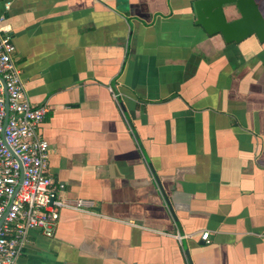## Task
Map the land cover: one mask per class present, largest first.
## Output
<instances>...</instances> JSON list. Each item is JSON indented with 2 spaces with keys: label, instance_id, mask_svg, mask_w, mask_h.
<instances>
[{
  "label": "crops",
  "instance_id": "0c3cea01",
  "mask_svg": "<svg viewBox=\"0 0 264 264\" xmlns=\"http://www.w3.org/2000/svg\"><path fill=\"white\" fill-rule=\"evenodd\" d=\"M195 1L0 0L53 185L93 203L18 264H264V43Z\"/></svg>",
  "mask_w": 264,
  "mask_h": 264
},
{
  "label": "built area",
  "instance_id": "2783aa9c",
  "mask_svg": "<svg viewBox=\"0 0 264 264\" xmlns=\"http://www.w3.org/2000/svg\"><path fill=\"white\" fill-rule=\"evenodd\" d=\"M6 21L0 14V264H18L32 230L52 236L63 209L89 211L93 203L68 201L53 185L48 173L50 144L39 134L48 109L33 105L25 96L14 58L16 45ZM5 90L9 119L4 128ZM3 129L12 152L4 144ZM208 236L202 235V240Z\"/></svg>",
  "mask_w": 264,
  "mask_h": 264
},
{
  "label": "water",
  "instance_id": "95a60500",
  "mask_svg": "<svg viewBox=\"0 0 264 264\" xmlns=\"http://www.w3.org/2000/svg\"><path fill=\"white\" fill-rule=\"evenodd\" d=\"M235 5L240 17L229 21L225 6ZM196 24L201 26L208 35H222L227 43H240L245 39L255 36L259 42L264 43V16L262 15L255 0H196L194 2ZM0 80L2 77L0 76ZM6 115L4 128L9 119V102L7 91ZM4 144L12 152L5 140V129L2 131ZM21 168V181L23 180Z\"/></svg>",
  "mask_w": 264,
  "mask_h": 264
}]
</instances>
